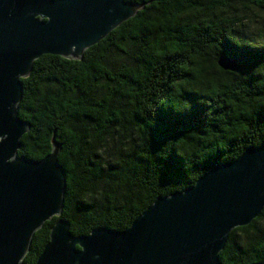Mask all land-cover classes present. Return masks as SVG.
<instances>
[{"label":"trees","instance_id":"1","mask_svg":"<svg viewBox=\"0 0 264 264\" xmlns=\"http://www.w3.org/2000/svg\"><path fill=\"white\" fill-rule=\"evenodd\" d=\"M125 1L144 8L80 60L43 55L21 79L30 128L17 156L42 160L55 137L66 180L61 216L34 233L25 264L59 219L73 237L125 231L158 197L264 145V0ZM220 260H264V208Z\"/></svg>","mask_w":264,"mask_h":264},{"label":"water","instance_id":"2","mask_svg":"<svg viewBox=\"0 0 264 264\" xmlns=\"http://www.w3.org/2000/svg\"><path fill=\"white\" fill-rule=\"evenodd\" d=\"M143 8L125 0H0V264H25L34 233L61 216L66 184L55 137L42 160L17 156L30 128L17 116L21 79L43 55L80 60ZM238 63L219 66L235 71ZM263 208L264 145L247 147L192 187L158 197L125 231L73 237L59 219L34 264H222L230 233Z\"/></svg>","mask_w":264,"mask_h":264},{"label":"snow or ice","instance_id":"3","mask_svg":"<svg viewBox=\"0 0 264 264\" xmlns=\"http://www.w3.org/2000/svg\"><path fill=\"white\" fill-rule=\"evenodd\" d=\"M82 252L84 251V249L81 250Z\"/></svg>","mask_w":264,"mask_h":264}]
</instances>
